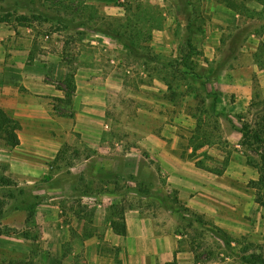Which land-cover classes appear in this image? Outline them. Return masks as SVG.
<instances>
[{"label": "rangeland", "instance_id": "1", "mask_svg": "<svg viewBox=\"0 0 264 264\" xmlns=\"http://www.w3.org/2000/svg\"><path fill=\"white\" fill-rule=\"evenodd\" d=\"M84 1L0 0V23L13 27L34 24L35 28H42L39 33L44 36L60 33V40L69 46L63 54L70 69L69 76H73L76 57L70 45L81 41V34L103 33L101 30H105L106 25L111 30L126 31L127 38L134 35L131 38L136 51L129 53L119 38L103 33L112 48L108 53L98 48L91 49V53L102 57L107 69L120 67L117 72L131 82L132 92L138 83L150 82V74H154L160 84L172 82L176 102L179 104L184 99L187 104H193L191 115L196 114V102L186 97L193 93L200 98L206 96L201 86L204 83L211 104L219 91L215 87L218 75L224 69L236 66L245 69L253 65L261 71L256 56L260 63L264 62V11L256 2H246L251 11L240 16L221 35L214 30L217 24L208 14L209 0H117L120 14L85 8ZM215 8L213 5L212 14ZM192 14L193 19H190ZM166 16L174 18L175 26L171 29L173 36L163 39L162 43H172L174 49L168 47L167 51L158 46L155 50L149 41L151 30L155 26H166ZM180 18L189 19L192 27L188 32L180 26ZM203 27L209 28V32ZM208 45L214 46V50L204 48ZM183 56L185 60L181 61ZM119 57H123L120 63H111L110 60ZM250 75L253 78L251 110L235 120L207 112H198L196 116L204 121L205 133L200 141L208 144L198 151L199 158L203 159L206 153L222 159L224 151L229 150L234 161L230 173L220 180L207 173V178L219 180L218 183L211 185V181H207L204 184L221 196V219L230 221L226 223L233 228L215 227L195 213L191 214L192 218L190 214L184 215V218L202 221V228L195 226L191 236L204 238L206 250L215 248L221 264H264V89L258 74ZM153 95L163 99L162 93ZM137 102L130 91L120 98L111 94L107 116L78 118L76 125L80 127L63 136L64 145L57 157L55 147L61 143L56 140L58 133L42 134L43 138L51 140L42 139L41 145H36L41 153L49 154L41 157L33 152L37 150L35 147L17 148L20 144L18 129L15 134L19 144L15 146L6 133L9 129L3 126L0 132V264H53V254L65 256L80 247L71 241L61 243V240L74 238L80 226L90 228L100 205H106L109 214L116 217L134 203L145 206L156 202L167 205V200L176 203L175 190L164 193L163 189L168 188L167 179L160 167L152 164L148 150L138 145L146 135L135 131L149 125L162 128L166 123L181 126V146L183 156H187L186 146L197 119L187 120L183 113L179 116L165 105L159 107L165 118L140 117L135 111ZM90 125L99 130L93 134L94 139L87 138L92 134L86 133ZM245 125L249 128L244 138L239 130ZM231 131L240 133L237 146L228 140L226 134ZM96 137L101 140L97 141ZM126 155L128 160L124 164Z\"/></svg>", "mask_w": 264, "mask_h": 264}, {"label": "crops", "instance_id": "2", "mask_svg": "<svg viewBox=\"0 0 264 264\" xmlns=\"http://www.w3.org/2000/svg\"><path fill=\"white\" fill-rule=\"evenodd\" d=\"M209 1L208 14L211 15V21L217 24V29L214 30L222 35L228 30V26L237 22L240 15L228 8L221 0ZM82 4L85 8H94L107 13L117 11L120 14L121 11L117 0H85ZM213 5L216 8L212 14ZM193 16L192 14L190 19H193ZM188 21L187 18L179 19L180 26L187 32ZM165 24L166 26L160 29L151 30L149 41L155 50L159 48L158 46L165 47L167 51L168 47L174 49L172 43H162L163 39L173 36L171 29L175 26L174 18L166 16ZM39 29L42 28L39 26L35 28L34 24L13 27L0 23V107L19 125L17 134L20 144L17 148L24 150L32 146L37 149L33 151L35 154L48 157L49 154L41 153L40 147L36 145L40 146L42 139L51 140L47 137L43 138V133L56 132L59 134L56 140L61 141L55 147L54 156H56L64 145L63 136L70 134L71 131H77L80 127L76 125L78 118L106 117L111 94L120 98L129 91L138 101V108L135 111L140 117H150L154 120L159 116L165 118L159 109L161 105H165L169 111L175 110L178 115L183 113L187 120L190 118L194 120L191 115L193 104H187L184 99H181L179 104L176 100L169 101L167 83L164 81L166 87L163 83L160 84L154 74H150V82L144 80L138 83L139 85L132 92L131 82L117 72L120 67L114 69L111 66L107 69L102 62L103 58H98L90 51L98 48L108 53V49L112 48L113 45L109 44L103 33L81 34V41H73L75 45H70L76 56L73 76L70 75L72 77L70 79V69L67 68V61L63 58L69 46L60 40L62 37L59 36L60 33L44 36L39 33ZM205 29L206 33L209 32V28L203 27V30ZM86 30L90 32L89 29ZM51 37L53 40H50ZM219 42L218 38L217 43ZM204 48L209 51L214 50L212 45ZM205 51L203 50L204 53ZM206 57L210 56L207 54ZM76 59H79V62ZM121 60L123 57L110 61L113 64L118 61V64ZM254 72L258 74L264 89V70L259 71L253 65L245 69L237 66L226 68L219 73V80L215 85L219 90L215 105L217 113L235 120L250 109L253 101V78L250 73ZM67 78L72 80L71 85L74 86L70 102L66 99L69 90ZM157 93H162L165 101L153 95ZM188 97L195 101L193 96L189 95L186 98ZM209 101L211 99L208 100L210 104ZM180 127L166 123L162 128L149 125L141 127L138 131L134 130L137 133L142 131L146 135L138 145L147 149L152 164L160 167L161 173L167 179L168 188L163 189L164 193L175 190L176 203L167 200V205L158 202L148 206L134 203L127 207L123 216L126 228L124 236L115 232L112 227V221L117 218L109 214L106 205H100L90 228L80 226L74 238L70 237L69 240L66 238L65 242L61 240V243L71 241L73 245L79 244L80 247H75L65 256L53 254V264H221L215 248L208 251L209 249H205L207 241L204 238L191 236V229L195 226L202 228V221L191 219L193 217L191 214L202 216L215 227L233 228L229 225L230 221L221 219L219 199L221 196L204 184L207 181H211L209 182L211 185L218 183L230 173L234 161H230L222 176L199 168L197 161L189 158L192 148L188 144L187 156H183ZM96 132H99L96 126L95 129L93 125L86 127V133H92L90 135L93 137L87 136V138L94 139L93 134ZM226 135L228 140L237 146L240 133L231 131ZM96 139L101 140L98 137ZM138 147L133 148L136 150ZM128 155L124 156V164H127ZM207 173L219 180L207 178ZM184 215H189L191 218H184Z\"/></svg>", "mask_w": 264, "mask_h": 264}, {"label": "trees", "instance_id": "3", "mask_svg": "<svg viewBox=\"0 0 264 264\" xmlns=\"http://www.w3.org/2000/svg\"><path fill=\"white\" fill-rule=\"evenodd\" d=\"M248 1L256 2L257 4L261 5L263 8V11H264V0H243V1H241V0H224L222 2H224L228 8L232 9L233 11L238 13L240 16H242L244 13L246 14V13L251 11L250 8H248L247 4H246V2H248ZM105 27H106L105 30H101L104 34H109V35H112V36L119 38L122 41L125 49L129 53H131L132 51L135 50L136 46L134 45L133 40H132L134 35H130L132 38L131 37L127 38L126 31L121 32L120 30H111L110 27L107 25ZM191 27L192 26L189 23L188 30ZM155 28L160 29V28H162V26L153 27V29H155ZM137 36H138V34H137ZM262 47H263L262 50H264V44L262 45ZM181 60L184 61L185 57L183 56V58H181ZM256 61H257L256 63L258 64V67L261 70H264V62L263 63L259 62L258 55L256 56ZM70 79H72V77H70ZM70 79L67 80V83L69 84V86H68L69 90L67 91L66 99L68 102L71 101L72 93L74 91L73 90L74 86L71 85L72 80H70ZM201 86H202L203 90L206 91V96L200 98V95H198V94L193 93L194 95H192L196 101V108H195L196 114H193L192 116L194 119H197V125L195 128V131L192 134V138H191L190 143H189V146L192 148V152L189 154V158L196 160L197 161L196 164L199 168H201L205 171H208L210 173H213L215 175L222 176L226 172V170L230 164V161H231V152L229 150L224 151L222 159H217V158L211 157L206 153L204 154L203 159H199V156H198V151L207 147L208 144L206 142L200 141V138L203 135V133H205V130H203L204 129V121H202L200 118H196L197 113L198 112H201V113L207 112V113H209V115H214V116H218V117L222 116V114L217 113L216 109H215V105H216V102L218 100V96L214 95L212 104H209L208 100L210 99V96L207 93V85L202 83ZM167 87H168L167 99L171 102L172 101L175 102L176 94L173 93L174 87H173L172 82H168ZM251 109H252V104H251L249 110H251ZM3 126H6L9 129L6 133L12 138V140L14 141V145L15 146L18 145L19 140L15 134V130L18 129V126L14 123V121L10 117H8V114L3 109L0 108V132L3 131ZM248 128H249L248 125H245L242 128V130H239V132L242 133L244 138L246 137L245 133H246V129H248ZM255 131H257V130H255ZM209 163H211V164H209ZM123 216H124V210H122V212H120L119 216H116V218H117L116 220L112 221V227L114 228L115 232L124 236V235H126V228H125Z\"/></svg>", "mask_w": 264, "mask_h": 264}, {"label": "built area", "instance_id": "4", "mask_svg": "<svg viewBox=\"0 0 264 264\" xmlns=\"http://www.w3.org/2000/svg\"><path fill=\"white\" fill-rule=\"evenodd\" d=\"M46 39L48 40L49 38L47 37Z\"/></svg>", "mask_w": 264, "mask_h": 264}]
</instances>
